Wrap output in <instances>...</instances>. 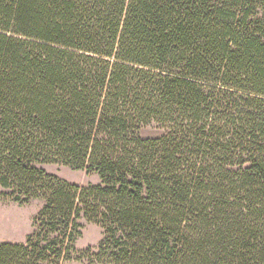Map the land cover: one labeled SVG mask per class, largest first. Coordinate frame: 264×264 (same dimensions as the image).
Returning a JSON list of instances; mask_svg holds the SVG:
<instances>
[{
	"label": "trees",
	"instance_id": "1",
	"mask_svg": "<svg viewBox=\"0 0 264 264\" xmlns=\"http://www.w3.org/2000/svg\"><path fill=\"white\" fill-rule=\"evenodd\" d=\"M0 200V264H264V0H0Z\"/></svg>",
	"mask_w": 264,
	"mask_h": 264
},
{
	"label": "rangeland",
	"instance_id": "2",
	"mask_svg": "<svg viewBox=\"0 0 264 264\" xmlns=\"http://www.w3.org/2000/svg\"><path fill=\"white\" fill-rule=\"evenodd\" d=\"M45 171L59 179L74 184L79 187L95 186L100 183L97 175H86L84 172H74L68 168L49 165ZM43 203L41 201H32L25 205H19L11 201L0 200V242L21 244L24 243L27 236L34 231V221L41 210ZM82 225L81 237L75 243V249L82 252L87 248H95L102 239V229L94 224L80 220ZM74 254L70 262L66 264H90L88 261L78 259Z\"/></svg>",
	"mask_w": 264,
	"mask_h": 264
}]
</instances>
